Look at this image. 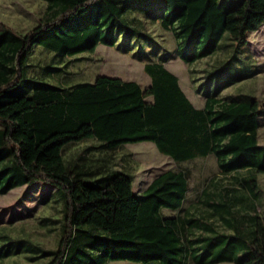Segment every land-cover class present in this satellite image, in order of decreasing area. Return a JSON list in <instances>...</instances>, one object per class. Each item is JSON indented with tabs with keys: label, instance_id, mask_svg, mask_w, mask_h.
Returning <instances> with one entry per match:
<instances>
[{
	"label": "trees",
	"instance_id": "obj_1",
	"mask_svg": "<svg viewBox=\"0 0 264 264\" xmlns=\"http://www.w3.org/2000/svg\"><path fill=\"white\" fill-rule=\"evenodd\" d=\"M42 1L45 14L26 34L0 24V195L43 182L54 188L61 205L54 222L60 239L40 257L49 256L47 264H264V215L256 204L258 176L264 175L259 141L264 102L243 93L224 100L220 95L232 84L221 83L215 92L206 91L202 108L195 107L167 69V55L146 50L153 39L135 16L169 32L177 56L193 66L226 46L247 45L248 35L264 26V0ZM121 36L137 41L120 48L140 47L149 87L107 76L62 87L30 75L37 49L60 62L92 54L98 46L117 48ZM225 54L211 69L219 64L221 71L237 60ZM41 70L51 76L61 72L51 65ZM15 108L24 138L32 142V158L23 155L16 125L4 116ZM142 142L153 143L177 168L156 176L134 197L129 228L108 232L83 225L80 210L95 206L94 195L84 192L109 194L115 181L122 185L120 177L132 181L115 170L113 159L125 145ZM211 156L224 179L184 208L191 171L182 165ZM225 178L233 180L230 186L223 185ZM121 188L111 192L124 195Z\"/></svg>",
	"mask_w": 264,
	"mask_h": 264
},
{
	"label": "rangeland",
	"instance_id": "obj_2",
	"mask_svg": "<svg viewBox=\"0 0 264 264\" xmlns=\"http://www.w3.org/2000/svg\"><path fill=\"white\" fill-rule=\"evenodd\" d=\"M45 11L46 3L42 0H0V24L24 35L39 23ZM135 16L145 23V32L153 39L151 45L146 46V50L154 47L160 50L161 55H167V69L179 78L182 89L195 107L202 108L206 91L210 89L215 92L221 83L232 84L222 91L220 97L224 100L243 93L264 102V26L248 35L247 45L234 43L235 47L226 46L225 52L220 51L216 57L188 66L177 56V42L169 32L164 31L157 23L136 14ZM222 42L228 43L226 37ZM136 43V40L129 43L126 37L121 36L117 48L98 46L92 54H83L60 62L53 54L37 49L32 60L35 69L30 75L62 87L81 81L93 82L98 76H107L134 81L147 88L151 85V78L145 73L144 64L138 60L142 53L140 47L130 46L129 50L120 48ZM225 53L234 54L237 60L227 63L222 68V73L219 64L211 69L217 60L227 58ZM48 65L60 68L61 72L52 76L47 71L42 73L41 68ZM239 77H243L244 80L235 82L234 79ZM17 110L19 109H9L3 113L16 125V140L21 142L23 155L32 158L33 145L24 138ZM259 141L264 144V115L261 118ZM88 143L91 142L76 145L68 156L81 151ZM113 160L116 164L115 170L122 171L133 179L129 181L125 176L120 177L126 193L115 195L111 192L114 186L122 189L121 182L116 181L106 190L109 194L85 191L84 194L87 196L94 195L95 206L82 208L79 212L83 225L93 224L108 232L129 228L135 211L134 197L141 195L156 176L177 168L169 157L160 154L156 146L150 142L127 144L118 150ZM182 167L191 171V189L184 208L196 203L204 189L224 179L212 156L183 164ZM232 181L231 178H225L223 185L230 186ZM257 191L260 194L256 201L258 212L264 215V175L258 176ZM58 199L59 195L54 188L43 182L19 187L6 195H0V254H6L1 256L3 264L49 262L50 257H40V251L55 249L60 239L59 227L54 224L60 218L61 205ZM165 212L168 215L173 214L170 211ZM31 257L35 259L30 260ZM110 264L141 263L115 261Z\"/></svg>",
	"mask_w": 264,
	"mask_h": 264
}]
</instances>
